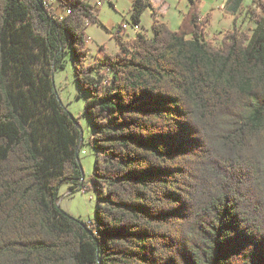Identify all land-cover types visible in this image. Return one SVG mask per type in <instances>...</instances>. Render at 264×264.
<instances>
[{
	"label": "trees",
	"instance_id": "obj_1",
	"mask_svg": "<svg viewBox=\"0 0 264 264\" xmlns=\"http://www.w3.org/2000/svg\"><path fill=\"white\" fill-rule=\"evenodd\" d=\"M189 2L172 30L133 0L153 35L114 32L118 52L87 64V24H100L88 0H59L63 17L0 0V264H264V0L246 9L251 31L244 0H228L218 47ZM68 53L89 93L87 186L82 131L55 86ZM66 184L95 190L94 219L60 207Z\"/></svg>",
	"mask_w": 264,
	"mask_h": 264
},
{
	"label": "rangeland",
	"instance_id": "obj_2",
	"mask_svg": "<svg viewBox=\"0 0 264 264\" xmlns=\"http://www.w3.org/2000/svg\"><path fill=\"white\" fill-rule=\"evenodd\" d=\"M113 1L115 2L116 0ZM196 1L199 2V11L202 14H208L211 11H213L212 13H216L213 21H211V25L210 15L201 18L202 20L206 17L209 18L204 30L205 39L214 46H220L224 35L232 29L233 25L229 24L228 12L226 9L222 8L225 0ZM251 2L252 0H244V8L238 18V25H240L243 30L247 31H251L255 26L254 18H252L250 13L246 10ZM154 3L157 7L161 8V17L168 23L170 28L172 30H179L183 24L185 15H187L189 11V0H154ZM111 4L112 3L106 2L98 9V19L100 24L95 23L96 25H90L86 30V34L91 36L94 40L103 37L101 40H110V43L115 42L116 38L113 36L112 29L117 25H120L125 17L130 19V0H119L117 3L115 2V6ZM221 8L223 13L220 14L219 23L216 18L218 16L217 13L221 11ZM55 12L57 14L63 12L60 5L56 7ZM150 18L151 12L150 10H147L143 14L140 23L148 34L151 32ZM232 19H234V16ZM123 32V30H120L119 33ZM93 51H95V49H93ZM87 59H92V56L89 58L87 56ZM87 64H90V62H87ZM55 86L62 103L73 114V116L77 118L82 131V146L79 152V162L83 171V179L87 186L90 183L89 179L94 168L95 150L89 143L91 136L94 134V129L91 126L90 118L83 113L85 101L88 98L89 93L83 91L76 80L71 53L66 55L63 67L55 72ZM95 204L96 192L93 188L81 187L80 189L79 184H66L60 189V207L77 219L82 221L94 219Z\"/></svg>",
	"mask_w": 264,
	"mask_h": 264
},
{
	"label": "crops",
	"instance_id": "obj_3",
	"mask_svg": "<svg viewBox=\"0 0 264 264\" xmlns=\"http://www.w3.org/2000/svg\"><path fill=\"white\" fill-rule=\"evenodd\" d=\"M92 5H93V10L95 11L96 8H101L103 6V4L99 7L96 6L95 2L97 0H88ZM119 0H116L115 2L117 3ZM115 2L112 0V4L115 6ZM153 4H154V7L157 9V11L159 12L158 15H157V18H159L161 21H164L163 18L161 17V13H162V10L161 8L157 7L154 3V0H152ZM227 2L228 0H225L222 8L226 9L227 7ZM130 3H131V9H130V19H127L126 17L124 18L123 22L121 23L122 24H126L127 25V28L126 30H123L124 32L122 33L124 35V38L125 39H128V38H134L138 33H143L145 34L146 36L148 37H151L153 35V32H152V23H153V20H154V16L152 15L151 13V18H150V27H151V32L148 34L143 26L140 25L141 23V19H142V16L143 14L147 11V10H150V9H145L141 16H140V22L138 23V26H139V29H137V31L133 28V26L135 25L133 19H132V8H133V0H130ZM222 8L220 9L221 11H219L218 16H217V21L220 23V14L223 13L222 11ZM227 11V10H226ZM151 12V10H150ZM213 11H211L210 13L208 14H202L200 12V17H205L206 15L207 16H211V20H210V25H211V21H213L214 19V15L216 13H212ZM228 14V20H229V24L231 25L232 24V17L233 15L230 14V13H227ZM165 22V21H164ZM167 23V22H166ZM95 23H91V24H87V28L90 26V25H93ZM168 24V23H167ZM96 25V24H95ZM119 25H117L115 28H113L112 30V33H114L117 28H118ZM86 28V30H87ZM101 39H103V37H101ZM100 38L99 39H96L94 40L91 36L87 35V47H88V58L90 56H92V59H87V62H90L92 63L93 61H95V59L98 57V56H103L105 54H115L116 52H118L119 50V44L118 42L115 40V42L113 43H110L109 41H106V40H101ZM93 49H95V51H93ZM92 54V55H91Z\"/></svg>",
	"mask_w": 264,
	"mask_h": 264
},
{
	"label": "built area",
	"instance_id": "obj_4",
	"mask_svg": "<svg viewBox=\"0 0 264 264\" xmlns=\"http://www.w3.org/2000/svg\"><path fill=\"white\" fill-rule=\"evenodd\" d=\"M42 1H43L44 6L46 8H48L49 10H51L53 13H55L57 16L63 17L64 15H67V14L70 13L69 10H63V12L60 13V14H57L55 12L56 11V7H58L60 5L59 0H42ZM106 2L112 3V0H97L95 2V4H96L97 7H99V6H101L102 4H104ZM126 28H127V25L126 24H122L121 27L118 28L117 30H126ZM133 28L137 31V29H139L138 24H135L133 26ZM117 30H116V32H117Z\"/></svg>",
	"mask_w": 264,
	"mask_h": 264
},
{
	"label": "water",
	"instance_id": "obj_5",
	"mask_svg": "<svg viewBox=\"0 0 264 264\" xmlns=\"http://www.w3.org/2000/svg\"><path fill=\"white\" fill-rule=\"evenodd\" d=\"M82 140V139H81ZM78 150H79V148H78Z\"/></svg>",
	"mask_w": 264,
	"mask_h": 264
}]
</instances>
